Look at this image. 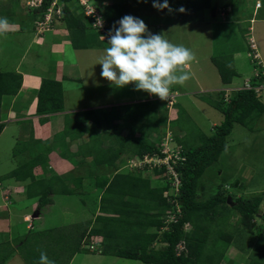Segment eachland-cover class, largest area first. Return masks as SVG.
I'll return each mask as SVG.
<instances>
[{
	"label": "crops",
	"instance_id": "crops-1",
	"mask_svg": "<svg viewBox=\"0 0 264 264\" xmlns=\"http://www.w3.org/2000/svg\"><path fill=\"white\" fill-rule=\"evenodd\" d=\"M133 1L103 0V3L122 6L128 15L140 19L142 16L148 17L149 8L146 10V7L152 6V0H147L146 3ZM176 1L178 0H169L170 7H173ZM216 1L210 0L211 7H213L212 3L214 4V11L210 12L212 15L220 8L218 6L215 9ZM224 1H230L228 5L233 7V0ZM229 6H225L227 12H230ZM262 6L263 4H260L255 8L260 9ZM35 14V10L27 9L23 5V0H0V19L6 18L8 21L7 29L0 31V66L2 67L0 71L18 73L22 77L17 93L2 97L0 110L1 121L4 123L0 133V233L3 234V236L0 234V243L13 249H17L21 243L20 239L33 230L42 233L44 229L55 228L61 233V228H65V231L61 233L62 239L57 238L58 241L51 243L48 238L46 246L50 249L56 248V243L58 247L67 244V227H73L82 232L81 228L99 214L101 180L107 181L108 185L116 173L139 175L131 173V168L127 166V161L137 157L131 149L129 139H142L145 136L158 147L165 136L174 134L171 132L170 124L176 120L179 109H183L184 114L188 115L194 125L205 135H211L223 119L219 123L213 122L214 128L211 131L202 130L187 110V103L191 106L196 102L190 97L192 92L183 91L178 84L170 88V92H177V96L174 105L167 109L169 112L160 106L159 97L144 91H136L134 85H128L123 89L111 86L104 78V80L98 78L99 65L98 61L94 60L105 54L106 46L86 49L73 47L69 32L61 21L55 22L52 29L39 32L35 27L37 18ZM169 14L167 9L154 11L153 15L159 18L164 16V22L160 24V28L153 27L144 19L142 20L151 33L164 34V38L171 43L176 40L174 41L176 45L178 43L183 45L181 37L187 31L190 33L192 31L190 28L194 25L179 22V18H176L174 23L181 25L185 33L180 38L166 36L170 27L178 28L168 23ZM262 15L264 16V13ZM29 20L32 21L31 25L27 23ZM250 21L254 23L253 18ZM262 23L264 24V19ZM249 30H252V26ZM186 36L190 37V34L184 36L183 42L187 43L189 37ZM105 40L108 42V38ZM253 42L255 44L254 39ZM107 46L110 47L109 44ZM17 47H20L19 53L15 52ZM236 54L238 53H233L232 56L235 57ZM212 57L213 55L210 56L211 60ZM226 61L228 62L227 59ZM231 62L228 63L234 69L235 75L230 82L223 83L218 73L219 77L215 81L217 84L208 85V88H200L198 91H209L210 96H215L219 92L225 104L234 97L236 92L242 89L243 83L246 80H252L253 77L243 78V74L247 73L243 62L239 63L234 59ZM214 66V70L218 72L215 64ZM42 79L52 80L61 85L63 104L60 111L46 114L36 112L37 92ZM181 98L187 100L184 102ZM258 98L264 105V92ZM263 114L264 112L254 124L257 129ZM174 129L179 138L185 133L176 126ZM191 132L194 135L193 128L187 133L189 137L192 136ZM17 144H23L24 147L14 153V147ZM105 151L106 158L103 155ZM3 156L6 157V162L4 160L2 163ZM36 158L40 160L37 163L34 162ZM32 161L35 164L30 168ZM22 163H26V167H22V172L19 171V177L8 175ZM133 170L138 169L133 168ZM23 175H26V178H23ZM47 178H57L54 181L55 185L60 187L62 182L68 186L69 190H72V193H51L48 195L52 199L51 203L39 207L38 197L27 195V186L35 179L46 183ZM216 180L221 183L219 179H215L214 184L217 183ZM34 191L30 190L32 193ZM70 195H74L80 208L86 210L85 214L75 216V212L69 211L67 217L60 218L65 221L47 225L45 213L56 207L55 198ZM56 214L58 215L59 212L48 216ZM14 217L18 219L14 220ZM56 225L60 227H55ZM12 226H18V232H13ZM101 239L102 237L98 235L84 236L79 242L77 253H95L85 252L83 249L85 242L98 244ZM76 255V253L73 254L68 264L74 263ZM16 256L18 257V253L14 251L6 264H11L12 258Z\"/></svg>",
	"mask_w": 264,
	"mask_h": 264
},
{
	"label": "trees",
	"instance_id": "trees-1",
	"mask_svg": "<svg viewBox=\"0 0 264 264\" xmlns=\"http://www.w3.org/2000/svg\"><path fill=\"white\" fill-rule=\"evenodd\" d=\"M61 1L64 7L61 15L55 17L54 23L63 22L69 32L73 47L86 49L108 45L107 40L100 39L99 32L93 27L92 30L87 27L88 18L83 14L76 0ZM101 1L100 6H102L106 28L109 31L117 19L128 14L124 12L125 8L122 6ZM50 2L51 0H43L42 5L33 10L38 15H42ZM196 7L198 10L210 8V12L214 11L210 0L197 2ZM214 58L212 57V60L218 69L221 81L230 82L232 76L235 75L234 69L228 62H219ZM21 78L18 73L0 71V110L2 97L16 94L21 85ZM220 94L218 92L216 98L200 96L203 101L223 114L222 121L211 135H205L194 125L195 133L189 137L187 133L191 127L184 128L185 124H180L183 120L182 115L185 113L183 109L178 110L176 120L170 124L171 132L174 133L173 140L183 148L185 155V161L177 167L181 178L179 192L176 195H165L164 192L168 189V185L167 187H152L148 179L139 175L116 173L108 185L106 181L100 186L99 214L94 217L93 221H89L87 227L81 228L82 232L76 229L75 234L72 231V234L70 233L71 228H66L67 237L78 240L77 245L74 243L75 249L72 248V250L79 251L78 245L84 236L98 235L102 237L100 242L102 254L138 260L145 264H222L226 260V248L232 242L231 232L228 233L227 239L224 238L226 242L218 247L221 239L219 237L223 234L218 230H216L217 233L211 230L210 224L222 226L229 223L232 218H236L235 221H231L236 223L235 227L249 228L253 225L255 215L260 214L259 206L262 198L259 195L247 200L238 198L235 202L231 201L232 205H229L226 201L228 195H225L223 191L205 192L199 177L207 167L219 159L226 149V138L231 133L234 123L252 130L256 120L264 112V105L258 98L260 94H255L248 89L238 90L226 104ZM62 104L61 85L52 80L42 79L37 92L36 112L38 114L57 112L62 109ZM161 104L163 105V102ZM163 108L167 110L164 105ZM187 119L190 120L188 117ZM177 122L178 129L185 132L180 138L174 131ZM3 127L4 123L0 117V133ZM130 140L131 149L137 157L158 151L159 146L157 147L145 136L142 139L131 138ZM17 145L14 147V153L19 150ZM106 154V151L103 152L105 158ZM39 161V158L34 159L35 163ZM34 162L30 163V168L35 164ZM25 164H20L8 175L19 177L18 173L22 172V167H26ZM22 177L26 178V175ZM56 179L47 178L46 183L42 180H33L27 186V195L38 197V206L42 207L51 203L52 199L48 196L51 193H72V190H69L68 186L62 182L60 187L55 185ZM72 182L75 184L74 181ZM30 190L35 191L32 193ZM171 216L173 219L167 221ZM261 218H264V215H261ZM185 222L189 223L187 229L183 228ZM215 233L214 237L209 236ZM28 235L24 236L25 239L21 240L17 249L0 243V264H6L14 251L21 253L19 250L26 246ZM62 237V234H59L57 238L62 239ZM57 238L51 243L58 241ZM181 244L183 248L179 249L178 246ZM232 245L238 247L237 243ZM55 246L56 248H46L45 251L48 252V258L58 264L57 253L62 251V248L58 247L57 243ZM38 247L37 256L30 258V253L27 252L26 255L20 254L26 264H38L40 254L45 248ZM260 257L262 258L254 259V261H250L248 257L246 261L226 260L224 264L227 262L229 264H264V252L260 253Z\"/></svg>",
	"mask_w": 264,
	"mask_h": 264
},
{
	"label": "rangeland",
	"instance_id": "rangeland-1",
	"mask_svg": "<svg viewBox=\"0 0 264 264\" xmlns=\"http://www.w3.org/2000/svg\"><path fill=\"white\" fill-rule=\"evenodd\" d=\"M97 1L99 4L102 2L101 0ZM130 1L134 2L133 0ZM199 1L201 2L202 0H178L173 7L171 6L173 9L184 7L187 11L185 13L174 11L168 15V23H171L178 28L172 29L170 27L166 36L171 35L174 38H180L182 34L185 33L181 25L174 23L176 18H179V22L188 24L192 23L194 25L190 28L192 31H190V33L187 31L186 33L190 34V37L186 36L189 37L187 43L183 42L186 34L181 37L183 46L189 48L195 54L196 59L190 63L187 70L190 73V79L186 81L184 85L180 86L183 91L187 90L188 92H192L190 97L196 102L191 106L187 103L188 113L191 118L196 120V122L202 127V130L206 132V130L211 131V129L214 128L212 125L213 122L219 123L223 118L221 112L215 110L209 104L207 105V102L201 99V95L209 97V91H198L200 88H208V85H214L219 77L218 72L214 70V62L210 59V56L213 55V57H215L214 60H219V62H227L226 59L228 62L233 61V59L236 61L238 60L239 63L243 62V65L247 70V73L243 74V78L251 79L254 75L255 68L260 69V67L254 66L255 64L251 62L252 57L247 54L248 52H251L249 48L250 37L254 39L257 47L256 50L260 55L259 60L264 65V24L262 23V20L264 19V16L262 15V13H264V2L262 3V0H233V7H230L228 5L230 4V1L226 2L224 0H217L215 9L218 6H220V8L212 15L210 14V8L203 10L197 9L196 5ZM25 2L26 0H23V5L28 9ZM257 2L263 4L260 9L255 8ZM151 5V7H146V10L149 8V10H147L148 17L147 15L145 18L142 16V19H144L146 23H150L153 27L157 26L160 28V24L164 22V16L162 15L159 18L153 15L154 11L158 10L153 7V3ZM212 6L214 7L213 3ZM225 6L230 7V10L228 9L230 12L224 10ZM100 7L102 8V6ZM221 12H223L224 15H221ZM35 16L39 17L37 13ZM251 18L254 19V23L250 21ZM86 22L87 27L92 30L91 22L89 20H86ZM27 23L31 25L32 21L29 20ZM250 26H252V30H249ZM209 36H211V39ZM174 41H172L173 44L176 43ZM177 45H179V43ZM108 47L109 46H106L105 48L107 49ZM19 51L20 47H17L15 52L19 53ZM233 53L238 54L234 57L232 56ZM99 57L100 56H98V58ZM100 58L94 60L99 62ZM0 68L2 69L1 66ZM101 68L102 66L99 65L98 78L104 80L100 75ZM262 93L263 92H261L259 96H261ZM183 94L186 93L183 92ZM216 95L210 97L216 98ZM186 100L187 99L181 98V101L185 102ZM160 106L163 108L162 104ZM168 110L167 112H169ZM187 117L190 118L188 115L186 116L183 114V120L180 121V124H185L183 125L184 128H194L193 120H188ZM260 121L258 129L254 126L252 130L245 128L240 124H235L227 138L228 143L226 149L220 155L219 159L207 167L202 176L199 177V181L203 184L205 192L215 193L216 191L221 190L225 195L230 196L231 200L234 202L238 198L247 200L256 195H259L262 198L260 203V214L259 216L255 215L251 227L246 229L242 226L235 227L236 223L231 221H235L236 218H232L229 223L227 222L222 226L210 224L211 230H214L216 233V230H218L219 233L223 234V236L221 235L219 237L221 239L218 247L226 242L224 238L227 239L228 233L231 232L232 242L226 248L225 259L232 262L246 261L247 257L250 258V261H254V259L259 260L262 258L260 257V253L264 252V218H261V215H264V114L261 116ZM175 126L178 127V122ZM190 134L192 135L193 133L191 132ZM5 137H7V134H5ZM129 141L131 140L129 139ZM23 147V144L17 145V148L20 150H22ZM5 158V156L2 157V163L4 160L6 162ZM127 162V166L130 167L131 162ZM217 172L218 174H216ZM131 173L135 175L139 174L148 179L150 186L152 187H167L168 185V189L164 192L165 195L176 192L173 189V185L165 184L168 183L167 178L161 180L159 175L156 173L154 174L151 169L139 168L138 170H133V168H131ZM215 179H219L221 183L216 180L217 183L214 184ZM103 183V180H101V184ZM55 202L56 207L52 208L50 212L48 210L45 213L47 225H54L58 221H65L64 219L60 220V218L62 219L64 216L67 217L69 211L75 212V216L85 214L84 212L86 210L80 208L77 201H75L74 195H70L69 197L57 196ZM2 209L3 208H1V210ZM57 212H59V214L53 215L54 219L53 216H48L51 213L54 214ZM16 219H18V217H14V220ZM168 219L170 220L171 217ZM13 224L14 223H12V225ZM55 227L60 226L56 225ZM12 231L18 232V226H12ZM59 231L60 230L56 229L50 230V228L42 230V233L36 230L31 231L28 235L26 246L21 247L20 250L18 249L21 252L20 254L26 255V252L28 254L30 253V258L31 256H37L36 253L39 252L38 246H41L45 247L42 252H46L48 256V252L45 251L46 248H48L46 243L48 241H54L59 234L65 231V228H61V233H59ZM71 231L73 234L76 233V229L73 227L71 228L70 233ZM216 233L210 234L209 236L214 237ZM1 235L3 236V234ZM22 239L25 238H21L20 241ZM67 243L68 244L62 245V251H58L57 253L59 257L58 264L62 262L64 264L67 263L69 258L75 253L77 255L75 256L73 264H145L138 260L120 258L112 255L105 256L106 254L104 253H101V255L97 252L87 254L77 253L76 250H72V248L75 249L74 243L77 245L76 239L72 240L71 237L67 238ZM233 243H237L238 247L232 245ZM83 249L85 252H89L88 250L90 247L85 246ZM20 254L18 253V257L16 256L12 258L11 264H26ZM226 260H224L222 264H224ZM226 264H229V262Z\"/></svg>",
	"mask_w": 264,
	"mask_h": 264
},
{
	"label": "clouds",
	"instance_id": "clouds-1",
	"mask_svg": "<svg viewBox=\"0 0 264 264\" xmlns=\"http://www.w3.org/2000/svg\"><path fill=\"white\" fill-rule=\"evenodd\" d=\"M138 2L146 3L147 0H138ZM152 2L153 7L158 11L165 9L169 13L187 11L184 7L171 8L169 0H152ZM222 13L221 15H224ZM97 23L102 26L99 18ZM7 26V19H0V31L6 30ZM106 30L107 35L103 40L108 38L110 47L105 49V54L98 64L102 66L101 77L111 86L123 89L128 85H134L136 91H144L159 97L162 101L168 100L172 85L182 86L190 79V73L186 69L195 61V54L183 45L171 43L162 34L151 33L144 20L125 15L115 22L110 31L107 28ZM153 173L158 174L157 170ZM178 192L179 188L177 192L169 195H176ZM188 227L189 223L185 222L183 228ZM100 242L101 240L98 244L87 242L85 246L90 247L89 251L101 254ZM178 248H183V245H179ZM38 264H55V262L48 258L46 252H41Z\"/></svg>",
	"mask_w": 264,
	"mask_h": 264
},
{
	"label": "built area",
	"instance_id": "built-area-1",
	"mask_svg": "<svg viewBox=\"0 0 264 264\" xmlns=\"http://www.w3.org/2000/svg\"><path fill=\"white\" fill-rule=\"evenodd\" d=\"M43 0H26L25 4L31 8L36 9L42 5ZM81 6L83 14L91 22L97 32L100 33V38L104 39L107 35L106 21L103 17V9L97 0H76ZM256 7L260 6L257 2ZM64 3L61 0H51L49 6L42 15L35 20V27L37 31L43 32L53 28L55 17H59L62 13ZM223 14V13H222ZM98 18L102 21V26L97 23ZM249 48L251 52L248 53L252 57L251 62L254 66H259L260 69L255 68V72L252 80H246L243 83L242 89H248L255 94L264 92V66L259 60V54L256 50L253 39H249ZM177 92H170L168 100H162L165 108L170 109L176 102ZM185 161V155L183 154V148L176 144L171 135H167L163 138V142L159 145L158 151L155 153H146L140 157L130 160L131 168H147L153 172L157 170L161 180L168 179V183L173 185L174 190L177 192L181 184L179 172L177 167ZM179 211V210H177ZM173 216H171V220Z\"/></svg>",
	"mask_w": 264,
	"mask_h": 264
},
{
	"label": "water",
	"instance_id": "water-1",
	"mask_svg": "<svg viewBox=\"0 0 264 264\" xmlns=\"http://www.w3.org/2000/svg\"><path fill=\"white\" fill-rule=\"evenodd\" d=\"M226 201L229 203V205H232V202H231L232 200L230 196L227 197Z\"/></svg>",
	"mask_w": 264,
	"mask_h": 264
}]
</instances>
